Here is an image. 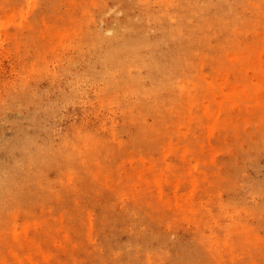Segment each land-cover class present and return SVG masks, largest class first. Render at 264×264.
<instances>
[{
  "label": "rangeland",
  "instance_id": "1",
  "mask_svg": "<svg viewBox=\"0 0 264 264\" xmlns=\"http://www.w3.org/2000/svg\"><path fill=\"white\" fill-rule=\"evenodd\" d=\"M0 181V264H264V0H0Z\"/></svg>",
  "mask_w": 264,
  "mask_h": 264
},
{
  "label": "bare ground",
  "instance_id": "2",
  "mask_svg": "<svg viewBox=\"0 0 264 264\" xmlns=\"http://www.w3.org/2000/svg\"><path fill=\"white\" fill-rule=\"evenodd\" d=\"M165 1V4H167L169 1H172V0H164ZM206 6H207V2L206 1H203L202 4H199V5H196V6H189V5H186V2H184V7H183V14L184 16L186 15H191L193 14L194 12H197V13H202V16H201V21H200V26L201 27H206L210 22H217L219 25H222V17L221 15H218V16H215V17H211V16H207L206 14ZM167 8V6H164ZM166 8H164V10L166 11ZM163 11L162 13V17L167 19L168 16L166 14V12ZM246 26H249V23H244ZM175 28H178V25H175ZM97 38H98V41H101L103 38L100 37L99 35H97ZM126 45H129L128 43ZM189 48V45L187 44L186 46V49ZM125 46L123 47V50H125ZM114 48H109L105 54L103 55V57L110 61L113 65H117L118 67H122L123 69H125L128 61L126 59L124 60H117L116 57H114ZM119 50V49H117ZM182 57V56H181ZM180 61V59H179ZM155 64V67L158 69L159 72L163 73V77L161 78V82L158 83V86H161L162 83H165V82H169L171 80H173V77H174V69L172 67V69L170 68H167L166 66H161L159 63H154ZM121 69V68H120ZM164 72H166L167 74H169L170 76H167ZM116 81V80H115ZM117 82V81H116ZM109 95H114V93H111ZM112 97V96H111ZM179 98V97H177ZM181 103L182 100H176V97L174 98L173 100V105L172 106H168L169 109L168 110H172L175 108V106H177L178 103ZM170 104V103H169ZM142 130H137L134 134V139L135 140H138L141 136H142ZM23 155V154H22ZM36 153L34 152H27L25 153V156H26V159H25V162H27L28 164H23L20 160V156H21V153L19 155H17V158H15L14 160L17 159V162L18 163H13L12 164V168L16 171H14L12 173V177L14 179H16L14 176L16 175L18 177V175H23L25 173H27L29 171V169L31 168V165H29L32 160L36 157ZM41 163H45L46 162V159L43 158V159H40ZM38 172V171H36ZM18 181V180H17ZM3 181H0V184L2 183ZM25 183H28L27 180L24 181ZM259 190H263L264 191V184L260 186ZM1 193V191H0ZM132 216L134 217L135 219V223H132L130 222L129 220H126L124 219L122 222H123V226L125 228V230L127 232H129L130 234V238L132 240H134V236L136 235V233L138 232H141L143 231V228H142V223H143V219L142 217H139L136 213V211L134 213H132ZM137 252H134L133 254H135ZM119 264H139V262H135L133 258L131 257H127L125 256L124 259H122L120 261Z\"/></svg>",
  "mask_w": 264,
  "mask_h": 264
}]
</instances>
